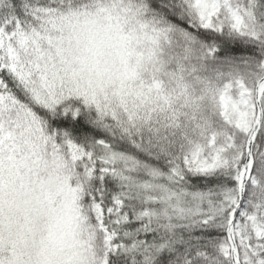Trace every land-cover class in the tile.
I'll use <instances>...</instances> for the list:
<instances>
[{
    "label": "snow or ice",
    "instance_id": "snow-or-ice-1",
    "mask_svg": "<svg viewBox=\"0 0 264 264\" xmlns=\"http://www.w3.org/2000/svg\"><path fill=\"white\" fill-rule=\"evenodd\" d=\"M0 264H264V0H0Z\"/></svg>",
    "mask_w": 264,
    "mask_h": 264
}]
</instances>
